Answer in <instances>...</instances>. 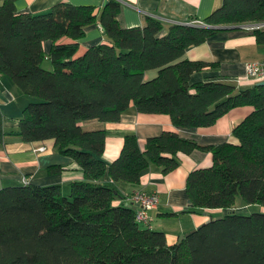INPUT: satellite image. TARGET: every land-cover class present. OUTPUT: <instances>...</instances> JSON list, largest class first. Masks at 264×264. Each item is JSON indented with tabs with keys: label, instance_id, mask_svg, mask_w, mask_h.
Instances as JSON below:
<instances>
[{
	"label": "trees",
	"instance_id": "16d2710c",
	"mask_svg": "<svg viewBox=\"0 0 264 264\" xmlns=\"http://www.w3.org/2000/svg\"><path fill=\"white\" fill-rule=\"evenodd\" d=\"M14 2L0 0V73L31 97L17 133L28 142L53 139L84 178L71 182L65 195L57 184L0 188V264H264V84L190 82L208 64L179 59L220 26L264 21V0H222L204 25H166L147 16L141 27H122L119 0H106L99 16L106 39L80 53L78 39L97 21L94 6L57 2L44 12L19 13ZM253 33L264 43V29ZM64 37L69 41H60ZM156 68L155 77L144 78ZM130 105L139 113L167 114L184 127L212 125L234 107L252 110L232 130L236 144L203 146L163 131L141 149L136 135L126 134L107 164L106 131L85 130L80 122H117ZM2 119L0 110V141ZM194 149H209L212 164L188 173L186 210H227L168 244L163 231L136 220L134 207L114 200L121 185L138 184L150 164L166 173L178 166V152ZM106 167L112 184L100 182ZM255 204L259 211L242 210Z\"/></svg>",
	"mask_w": 264,
	"mask_h": 264
},
{
	"label": "crops",
	"instance_id": "0c3cea01",
	"mask_svg": "<svg viewBox=\"0 0 264 264\" xmlns=\"http://www.w3.org/2000/svg\"><path fill=\"white\" fill-rule=\"evenodd\" d=\"M106 0H15L16 12L39 13L48 10L57 2L88 4L94 6L97 21L85 27L84 35L78 39L79 52L85 48L104 42L103 29L99 16ZM117 14L122 27L144 26L147 16L156 17L166 25L170 23H187L204 18L218 7L222 0H119ZM264 29V28H261ZM60 41H69L61 38ZM52 41L43 42L45 52H49ZM179 59L204 61L208 65L190 76V82L222 81L236 83L237 87H251L258 82L244 79L247 61L264 59V43H258L253 31L237 26H220L206 40L187 47ZM49 67V64L47 63ZM159 69H149L144 73L145 79L158 74ZM31 99L0 73V110L4 136L0 141V188L8 185L24 184V181L37 186L57 184L60 191L69 192L70 183L80 181L83 172L79 165L69 157L60 154L54 146L53 139L24 141L17 133L19 119L24 105ZM252 110L249 105L230 109L219 117L215 123L207 126L184 127L173 125L169 115L139 113L133 105L122 113L117 122H102L96 119L80 122L85 130L104 129L106 131L103 158L110 163L118 157L126 134H134L141 149L148 137L161 134L163 131L175 132L178 136L192 140L199 145L212 146L224 142L238 143L232 134ZM44 146V150H38ZM179 164L176 168L163 173L161 167L150 164L141 175L138 184H124L119 189L115 204L121 203L135 189L158 194L157 206L148 212V222L144 227L164 232L168 244L178 240L184 234L197 228L201 223L215 215H222L227 209H202L187 211L186 178L188 173L212 164V153L209 149H194L185 154L177 153ZM59 166L60 171H50ZM108 167L100 179L101 183L112 184ZM241 202L239 201V206ZM241 208V207H240ZM212 211H220L214 213Z\"/></svg>",
	"mask_w": 264,
	"mask_h": 264
},
{
	"label": "built area",
	"instance_id": "2783aa9c",
	"mask_svg": "<svg viewBox=\"0 0 264 264\" xmlns=\"http://www.w3.org/2000/svg\"><path fill=\"white\" fill-rule=\"evenodd\" d=\"M187 24L204 25L205 23L202 20H193L187 22ZM241 27L253 31L256 28H264V21L241 24ZM244 79L251 82L264 81V59L247 61L245 63ZM44 149V146L38 148V150ZM26 183L27 182L24 181V184ZM123 201L134 205L136 209L135 218L138 222L147 223L149 219L148 212L157 206L158 194L154 191L146 192L142 189H135L130 192Z\"/></svg>",
	"mask_w": 264,
	"mask_h": 264
},
{
	"label": "rangeland",
	"instance_id": "374dc122",
	"mask_svg": "<svg viewBox=\"0 0 264 264\" xmlns=\"http://www.w3.org/2000/svg\"><path fill=\"white\" fill-rule=\"evenodd\" d=\"M61 193L63 194V195H65L66 194V191L64 190V191H62L61 190ZM239 198H240V202H241V197L240 196H238V198H237V202H236V204H235V206H239ZM237 208H240V207H237ZM219 208H217V209H213V210H218ZM242 210L244 211V212H246V213H251V212H254V211H259L260 210V206H258L257 204H255V205H248V206H244L243 208H242ZM213 212V214L214 213H218V212H220V211H212ZM216 216H219V215H215V217ZM202 224V223H201ZM142 225V224H141Z\"/></svg>",
	"mask_w": 264,
	"mask_h": 264
},
{
	"label": "water",
	"instance_id": "95a60500",
	"mask_svg": "<svg viewBox=\"0 0 264 264\" xmlns=\"http://www.w3.org/2000/svg\"><path fill=\"white\" fill-rule=\"evenodd\" d=\"M258 84H264V81H260V82H258ZM126 205L131 206V207H134V205H131V204H128V203ZM215 218L218 219V218H221V216H217ZM209 220H207V221H209ZM193 230L194 229H192V230H190L188 232H185L184 234H180L179 237H178V239H179L178 242L181 241L185 236L189 235Z\"/></svg>",
	"mask_w": 264,
	"mask_h": 264
}]
</instances>
